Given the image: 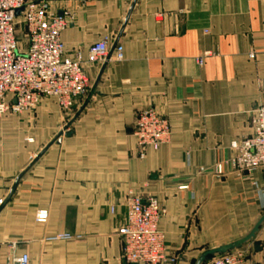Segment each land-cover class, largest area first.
Masks as SVG:
<instances>
[{
  "label": "crops",
  "instance_id": "obj_1",
  "mask_svg": "<svg viewBox=\"0 0 264 264\" xmlns=\"http://www.w3.org/2000/svg\"><path fill=\"white\" fill-rule=\"evenodd\" d=\"M35 1L68 18V55L108 40L124 60L85 65L88 93L68 112L45 99L2 120L0 206L20 181L0 212V264L22 254L30 264H125L118 229L130 196L165 210L176 264L244 238L264 215V171L233 172L230 144L252 135L264 106V0ZM150 108L171 138L142 159L135 122ZM64 234L76 239L50 240ZM245 247L264 264V226Z\"/></svg>",
  "mask_w": 264,
  "mask_h": 264
},
{
  "label": "built area",
  "instance_id": "obj_2",
  "mask_svg": "<svg viewBox=\"0 0 264 264\" xmlns=\"http://www.w3.org/2000/svg\"><path fill=\"white\" fill-rule=\"evenodd\" d=\"M22 10L20 15L18 11ZM69 25L65 15L53 11L47 2L35 0H0V125L8 116H21L37 110L42 100L48 99L64 112L88 93L89 80L85 65L102 66L114 60H124L119 43L103 40L92 45L86 54L77 51L68 55L62 33ZM22 33L27 46L22 50L18 37ZM264 52V45H263ZM255 59V53L250 54ZM199 66L204 58L198 59ZM134 137L144 158V151L160 150L171 138L169 121L155 109L138 113ZM233 153L229 165L237 174L264 171V106L252 119V135L230 144ZM222 173V169L219 170ZM114 213V209L111 210ZM165 210L156 200L130 196L126 215L118 236L122 243L121 259L125 264H176L178 258L167 256L165 238L160 222ZM48 219L40 212L38 222ZM69 234L50 240L73 241ZM12 264H30L28 254L11 260ZM205 264H251L249 254L241 249L213 257Z\"/></svg>",
  "mask_w": 264,
  "mask_h": 264
},
{
  "label": "water",
  "instance_id": "obj_3",
  "mask_svg": "<svg viewBox=\"0 0 264 264\" xmlns=\"http://www.w3.org/2000/svg\"><path fill=\"white\" fill-rule=\"evenodd\" d=\"M21 12H22V10L18 11L17 14L20 15ZM19 181H20V178L16 181L14 187L12 188V190L10 192L9 197L0 206V212L5 208V206L11 200L13 194L15 193V191L18 187ZM263 226H264V215L257 221V223L254 225L252 230L244 238H242L241 240H238L236 242H233L231 244L223 245L221 247L208 250L207 252H205L204 254H202L200 256V258L197 260L196 264H205L209 258L223 256V255H226L228 253H232V252H235V251L242 249L243 247H245L246 245H248L249 243L253 242L256 239L257 235L259 234V232L263 228Z\"/></svg>",
  "mask_w": 264,
  "mask_h": 264
},
{
  "label": "rangeland",
  "instance_id": "obj_4",
  "mask_svg": "<svg viewBox=\"0 0 264 264\" xmlns=\"http://www.w3.org/2000/svg\"><path fill=\"white\" fill-rule=\"evenodd\" d=\"M18 42H19V45L21 46V48H22V50H24L25 49V47L27 46V42H26V40L24 39V36L22 35V33L19 35V37H18ZM252 230V229H251ZM250 230V231H251ZM249 231V232H250ZM227 245V244H226ZM247 246V245H246ZM246 248V247H245ZM245 248L243 247L242 249H244L245 250ZM241 250V249H240Z\"/></svg>",
  "mask_w": 264,
  "mask_h": 264
},
{
  "label": "trees",
  "instance_id": "obj_5",
  "mask_svg": "<svg viewBox=\"0 0 264 264\" xmlns=\"http://www.w3.org/2000/svg\"><path fill=\"white\" fill-rule=\"evenodd\" d=\"M210 259V258H209Z\"/></svg>",
  "mask_w": 264,
  "mask_h": 264
}]
</instances>
